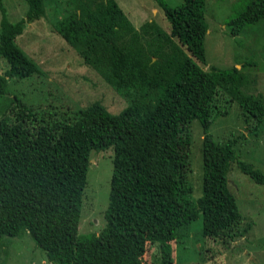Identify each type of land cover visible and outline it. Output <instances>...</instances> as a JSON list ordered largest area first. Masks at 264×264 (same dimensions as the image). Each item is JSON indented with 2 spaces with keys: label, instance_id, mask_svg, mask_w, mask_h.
<instances>
[{
  "label": "trees",
  "instance_id": "1",
  "mask_svg": "<svg viewBox=\"0 0 264 264\" xmlns=\"http://www.w3.org/2000/svg\"><path fill=\"white\" fill-rule=\"evenodd\" d=\"M155 1L170 23L169 33L153 21L135 29L115 0L86 8L75 20L77 28L94 33L86 61L127 101L119 112L93 101L56 120L37 116L13 96L14 118L0 119V247L5 236L26 232L53 264H141L137 254L145 240H175L178 229L199 215L203 236L234 238L251 227L250 221L239 226L242 217L227 174L235 163L264 184V172L236 158L235 139L218 141L207 131L219 91L238 103L246 121H255L252 132L264 119V96L245 91L249 76L236 66L204 70L197 63L206 62V0H183L176 6ZM26 2L25 16L11 22L0 0V56L8 63L0 73V94L7 91L9 78L42 73L15 42L26 23L44 13L42 0ZM261 19L264 0H250L230 19L231 34ZM192 121L206 133L202 193L187 208L178 191ZM109 147L114 154L105 223L97 233L80 234L91 152Z\"/></svg>",
  "mask_w": 264,
  "mask_h": 264
},
{
  "label": "rangeland",
  "instance_id": "2",
  "mask_svg": "<svg viewBox=\"0 0 264 264\" xmlns=\"http://www.w3.org/2000/svg\"><path fill=\"white\" fill-rule=\"evenodd\" d=\"M43 15L26 23L16 36V44L41 68V74L9 78L7 91L0 94V119H13L16 111L13 96L30 106L37 116L65 120L93 101L101 102L117 113L127 105L124 96L113 88L85 59L89 38L94 33L77 28L75 20L83 10H90L102 0H42ZM176 6L183 0H165ZM250 0H206L204 37L206 62L197 63L207 70L236 66L249 76L246 92L264 96V19L231 34L230 19ZM128 22L137 29L153 21L169 33L170 23L155 0H115ZM9 21L25 16L26 0H3ZM142 43L144 42L141 41ZM244 62L249 64L243 65ZM8 68L0 56V73ZM209 133L215 140L235 139L237 159L264 172V119L255 132L254 120L246 121L238 103L219 91L214 98ZM251 128V129H250ZM190 144L186 148L187 166L180 184L178 199L190 208L202 193V142L206 132L197 121L188 124ZM113 148L93 150L86 173L78 233L99 232L108 205ZM229 188L234 194L242 220L240 227L252 222L242 235L210 237L201 234V215L178 229L175 240L143 242L137 257L141 264H264V184L255 182L235 163L228 170ZM142 220L141 216L137 217ZM0 247V264H53L31 236H5Z\"/></svg>",
  "mask_w": 264,
  "mask_h": 264
}]
</instances>
